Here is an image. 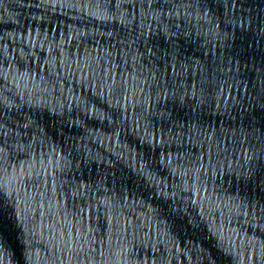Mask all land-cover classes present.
Listing matches in <instances>:
<instances>
[{
	"label": "water",
	"instance_id": "obj_1",
	"mask_svg": "<svg viewBox=\"0 0 264 264\" xmlns=\"http://www.w3.org/2000/svg\"><path fill=\"white\" fill-rule=\"evenodd\" d=\"M172 9L0 0V264H264V0Z\"/></svg>",
	"mask_w": 264,
	"mask_h": 264
},
{
	"label": "snow or ice",
	"instance_id": "obj_2",
	"mask_svg": "<svg viewBox=\"0 0 264 264\" xmlns=\"http://www.w3.org/2000/svg\"><path fill=\"white\" fill-rule=\"evenodd\" d=\"M179 2L180 0H109V3L114 4L118 11L121 9V7L130 5L132 8V19H135L138 14L141 16L147 14L148 17L155 20L160 25L159 31L162 37H172L176 35V33L171 32L169 23L173 16L172 6L178 4ZM176 15L178 16V13H176ZM126 16L127 14L121 13L120 19L122 23L127 22ZM176 27L179 28V25H176ZM148 30H151L150 26ZM146 54L149 57L158 58V53L151 48L146 49ZM178 55L179 53L175 42L169 40L168 46L164 53L166 68H171L172 71L175 72ZM132 72L133 78H135V69H133ZM126 83L127 81L125 80V84ZM124 91H127V89L125 88ZM161 95L164 98H167V93L163 90L161 91ZM159 98L160 97H157V102L159 101ZM125 99L127 100L126 96ZM115 115L117 118H119V112H117ZM2 152L3 147L0 146V153Z\"/></svg>",
	"mask_w": 264,
	"mask_h": 264
}]
</instances>
